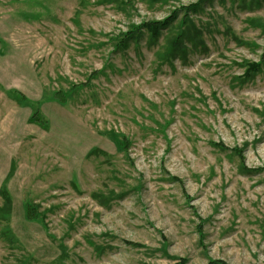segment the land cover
Listing matches in <instances>:
<instances>
[{
  "label": "rangeland",
  "instance_id": "obj_1",
  "mask_svg": "<svg viewBox=\"0 0 264 264\" xmlns=\"http://www.w3.org/2000/svg\"><path fill=\"white\" fill-rule=\"evenodd\" d=\"M196 2L0 0V264H264V0Z\"/></svg>",
  "mask_w": 264,
  "mask_h": 264
},
{
  "label": "trees",
  "instance_id": "obj_2",
  "mask_svg": "<svg viewBox=\"0 0 264 264\" xmlns=\"http://www.w3.org/2000/svg\"><path fill=\"white\" fill-rule=\"evenodd\" d=\"M206 0H198V2L196 3H192L189 4L188 6H185L184 8H182L183 11V16L182 19H186V21H189L188 18V12L189 11H197L200 4H202L203 2H205ZM176 11H173V13H175ZM175 17V14L170 15V17L165 18L164 20L161 21H151L148 23H145L143 28L148 30L152 35H157V33L164 28L167 24L170 23V21L173 20V18ZM142 27H135L133 30H129L127 32H125L122 36H118V38H116V46L118 47H125L127 44V41H129L132 38L138 37L140 35L139 29H141ZM185 35V33H179L176 37V39L174 40V43H178L179 45L181 44L182 40L181 38ZM180 40V41H179ZM250 70H252L253 72H255L256 70H258V66L257 63H252L251 65H249L248 67ZM60 102H63L62 100L58 99ZM31 121H40L39 118L35 115H32L29 118ZM124 148L126 149V147L129 146L128 142H124ZM219 147L223 148V146L221 145V143H219ZM233 151H236L235 149H233ZM250 171V170H247ZM174 181L180 183V180H178L177 178H173ZM0 196L5 200V205H9V196L7 194V192H5V188H3V186H1L0 189ZM25 215L27 218H31L33 216H36L33 207L27 202L25 203ZM197 230L200 234V238L203 237V230H202V222L200 224H198L197 226ZM173 264H187L186 263V259L185 258H178L176 260V262H174ZM206 264H226L224 261L222 260H209Z\"/></svg>",
  "mask_w": 264,
  "mask_h": 264
}]
</instances>
